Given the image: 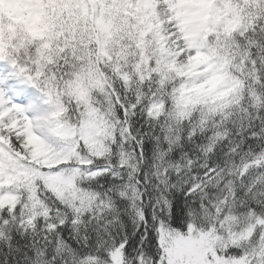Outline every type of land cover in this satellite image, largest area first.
I'll list each match as a JSON object with an SVG mask.
<instances>
[{
  "label": "snow or ice",
  "instance_id": "obj_1",
  "mask_svg": "<svg viewBox=\"0 0 264 264\" xmlns=\"http://www.w3.org/2000/svg\"><path fill=\"white\" fill-rule=\"evenodd\" d=\"M0 264H264V0H0Z\"/></svg>",
  "mask_w": 264,
  "mask_h": 264
}]
</instances>
